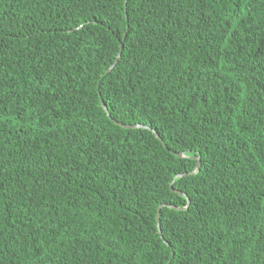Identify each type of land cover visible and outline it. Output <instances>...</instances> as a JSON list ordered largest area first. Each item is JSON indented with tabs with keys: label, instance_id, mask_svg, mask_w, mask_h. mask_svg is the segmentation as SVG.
Instances as JSON below:
<instances>
[{
	"label": "trees",
	"instance_id": "obj_1",
	"mask_svg": "<svg viewBox=\"0 0 264 264\" xmlns=\"http://www.w3.org/2000/svg\"><path fill=\"white\" fill-rule=\"evenodd\" d=\"M0 264H264V0H0Z\"/></svg>",
	"mask_w": 264,
	"mask_h": 264
},
{
	"label": "water",
	"instance_id": "obj_2",
	"mask_svg": "<svg viewBox=\"0 0 264 264\" xmlns=\"http://www.w3.org/2000/svg\"><path fill=\"white\" fill-rule=\"evenodd\" d=\"M120 48H122V44H120ZM119 55H120V52H119ZM115 63H116V61H115ZM114 63V64H115ZM114 64L111 66V68L114 66ZM110 68V69H111ZM101 102H102V105H103V107H104V109L108 112V108H107V105H106V103L103 101V100H101ZM109 114V113H108ZM117 122V121H116ZM118 124H120V125H122V126H124V127H127V128H131V127H139V128H150L149 126H147V125H143V124H123V123H120V122H117ZM155 132V134L157 135V137L162 141V143H163V145H165L166 146V144H165V142L162 140V138L159 136V134L156 132V131H154ZM177 155L179 156V157H182V156H184V154L183 153H177ZM196 159H197V167H196V171H198V169H199V167H200V159H199V156H197V157H195ZM190 173H193V172H190ZM189 173V174H190ZM188 173H184V174H180L179 176H182V175H187ZM171 186H172V183H171ZM178 193L179 194H181V195H185L183 192H181V191H178ZM188 202H189V198H188ZM166 204H160L159 206H158V208H157V222H158V227H159V218H160V212H161V208L163 207V206H165ZM169 206H171V205H169ZM171 207H173V206H171ZM174 208H176V209H184L185 207H174Z\"/></svg>",
	"mask_w": 264,
	"mask_h": 264
}]
</instances>
